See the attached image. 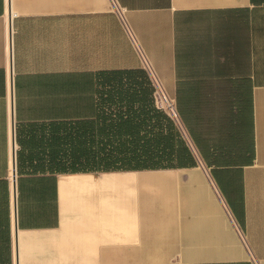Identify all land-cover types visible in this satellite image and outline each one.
I'll return each mask as SVG.
<instances>
[{
	"label": "crops",
	"instance_id": "0c3cea01",
	"mask_svg": "<svg viewBox=\"0 0 264 264\" xmlns=\"http://www.w3.org/2000/svg\"><path fill=\"white\" fill-rule=\"evenodd\" d=\"M112 1L0 0V264H264V0ZM152 73L193 154L73 170Z\"/></svg>",
	"mask_w": 264,
	"mask_h": 264
},
{
	"label": "trees",
	"instance_id": "16d2710c",
	"mask_svg": "<svg viewBox=\"0 0 264 264\" xmlns=\"http://www.w3.org/2000/svg\"><path fill=\"white\" fill-rule=\"evenodd\" d=\"M103 134L89 137V153L80 147L81 136H74L73 170L99 167L104 171L159 169L174 158L189 157L190 151L175 143L172 130L137 132L135 123L113 121L104 114ZM84 142V141H83Z\"/></svg>",
	"mask_w": 264,
	"mask_h": 264
},
{
	"label": "built area",
	"instance_id": "2783aa9c",
	"mask_svg": "<svg viewBox=\"0 0 264 264\" xmlns=\"http://www.w3.org/2000/svg\"><path fill=\"white\" fill-rule=\"evenodd\" d=\"M111 3L113 1L111 0ZM153 76V73H152ZM153 84V93L152 99L154 101V105L158 110H161L165 113L166 116L172 121L174 125L182 128L181 119L178 115L176 101L172 100L171 97L167 94L162 84H160L159 80L156 77H152Z\"/></svg>",
	"mask_w": 264,
	"mask_h": 264
},
{
	"label": "rangeland",
	"instance_id": "374dc122",
	"mask_svg": "<svg viewBox=\"0 0 264 264\" xmlns=\"http://www.w3.org/2000/svg\"><path fill=\"white\" fill-rule=\"evenodd\" d=\"M176 125H174V127H175ZM177 127V126H176ZM165 131V130H164ZM172 132H174L175 134H176V136L177 135H179L180 137H181V139H183V137H185L186 138V134H185V132H183V129H176V130H172ZM184 142H185V146L186 147H188L189 149H190V153H191V155L193 154V148H191V143L187 140V138H186V140H184ZM178 145V144H177Z\"/></svg>",
	"mask_w": 264,
	"mask_h": 264
}]
</instances>
